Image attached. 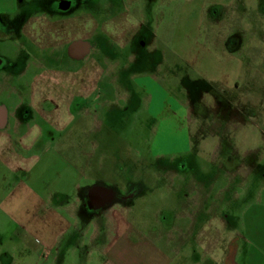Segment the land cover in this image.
Returning <instances> with one entry per match:
<instances>
[{"label": "rangeland", "instance_id": "rangeland-1", "mask_svg": "<svg viewBox=\"0 0 264 264\" xmlns=\"http://www.w3.org/2000/svg\"><path fill=\"white\" fill-rule=\"evenodd\" d=\"M79 1L84 5L78 13L89 14L88 4L91 9L95 5L93 0ZM124 1L153 29L148 51L143 57L139 55L140 60L112 44L113 76L101 79L95 93L96 101H102L106 94L110 109L105 112L112 113L111 117L106 115L100 134L91 135L88 141L83 128L89 126L80 124V140H65L62 149L57 147L60 161L51 156L45 164L43 159L29 174L10 176L0 165V189L3 178L11 181V218L24 227V222L34 224L35 216H44L30 188L45 191L47 196L57 189L74 199L79 181L85 185L100 176L107 182L128 183L138 178L149 183L145 182V193L130 209L121 211L122 215L125 212V228L148 234L163 257L179 255L174 264H199L204 257L215 264H264V0ZM211 6L223 16L217 22L206 12ZM238 17L242 24L236 28ZM0 55L11 58V43L0 42ZM98 63L101 68L102 62ZM79 77L87 84L86 74ZM216 97L223 101L220 106L215 104ZM0 101L6 104L5 99ZM76 101V105H86L82 97ZM105 112L99 115L104 117ZM184 130L186 150L176 135ZM94 141L99 147L93 149V162L103 169L96 177L91 157L83 156L92 150ZM55 144L53 140L52 147ZM45 145L46 140L39 151L43 152ZM183 159L188 160L191 171H180L178 164ZM222 162L227 171L239 169L237 181L235 173L218 169ZM149 170L159 179L156 185L147 175ZM7 192L2 191L3 197ZM235 195L238 201L234 202L230 198ZM221 201L230 206L221 208ZM168 211L175 216L171 229L162 228L158 219ZM219 211L233 219L229 236L238 238L228 240L231 248L222 246L225 217L212 224L207 220L208 212ZM46 223L47 233L32 237L30 252L22 254V247L16 252V264L54 261L56 222L47 214ZM207 226L216 230L214 238L218 239L217 247L220 245L212 253L199 247L202 228ZM17 240L7 233L0 250H12ZM174 245L180 250L173 249ZM36 246L47 247L49 255L39 259ZM5 258L6 254H0V264H6ZM141 262L152 264L149 259Z\"/></svg>", "mask_w": 264, "mask_h": 264}, {"label": "crops", "instance_id": "crops-1", "mask_svg": "<svg viewBox=\"0 0 264 264\" xmlns=\"http://www.w3.org/2000/svg\"><path fill=\"white\" fill-rule=\"evenodd\" d=\"M48 1L55 2L58 0H22L21 3L18 0H0L1 30L2 23L11 27V19L15 20L22 11L28 14L21 34L27 41V46L30 47L27 48L28 52L35 57L38 56L39 60L43 50L45 52L49 47L61 44L56 42L63 38L58 33V16H50L43 11ZM98 2L100 1H96L94 10L89 14L79 13L76 18L79 47L84 54L87 52V47L84 45L86 41H83L86 37L94 38L97 44H115L122 49L131 40L138 26L129 15V4L126 1L103 0ZM47 22L51 25L46 26ZM47 28H50L51 31L48 32ZM49 33L51 42L48 40ZM17 40L18 38L15 36L13 43L16 50L19 47L16 43ZM2 41L11 43V33L4 31L1 34L0 32V42ZM2 59L11 60V58L0 55V61ZM86 62L87 59L84 63ZM83 68L81 73L87 75V84L86 80L79 79L80 73L76 78L63 77L61 81L63 86L73 87L79 95L88 96L92 90L97 88L98 83L103 78L102 70L95 63L84 64ZM0 71V99H5L6 102L5 106L0 101V108L5 111V122L0 123V165L9 171L10 176L11 173L14 175L29 174L43 159H45V164L48 163L47 159L51 156H55L56 160H59L57 147L62 149L61 144L65 140L74 143L80 140L79 133L72 135L74 131L69 130L76 121L68 118L71 115L69 114L71 108L73 110L75 107L70 105L72 98L65 97L62 100L64 104L60 109L55 112H45L42 109V103L50 97L41 94L43 86H49L50 81L48 77H41L37 78L35 82L33 81V88L26 94L24 93L22 99L28 98L27 100L35 105L37 116L43 117L44 120H19L16 116V109L19 108L20 103H11V99L16 93L21 94L18 83L11 86V72L8 70ZM88 74L93 76H88ZM81 109L82 106H78L76 111L80 112ZM77 122L89 125L88 122L83 123V120L78 119ZM77 122L76 124H78ZM96 125L98 126L99 123ZM65 133L71 134L68 138L61 136ZM44 140H46L47 145L41 152L39 150ZM53 140H56V144L52 147ZM86 151L88 152L83 156H90L89 149ZM82 186L80 181L76 183V197L74 196V199L70 198L68 192H60L61 190L56 189L52 191V194L48 193L47 196L45 191L40 193L30 188L35 194L36 207L45 214L44 216H35L34 224L30 223V225L24 222L23 227L21 222L17 223L11 218L8 211L11 209V181L8 177L7 179L3 178L2 189H0V244H4L7 233L9 236L18 239L17 243L16 241L13 242L12 250L8 248L5 251L0 250V254H6V264H16L15 257L19 248H23L22 254L26 251L30 252L32 237L47 233V214H50L51 221L56 222L55 226L57 227L54 229L56 231L53 236L56 254L51 264H143L142 259H149L152 264H171L172 262L174 264L176 262L179 255L177 257L171 256V258L168 255L163 257L157 243L151 240L148 234L146 236L141 232L126 229L125 212H123V216L120 206H115L96 218L81 216L78 192ZM2 191H8L4 197ZM48 205L51 206L49 211L47 210ZM12 226L15 228L11 231ZM37 243H39L38 239ZM175 246L173 249L179 251L180 249ZM46 249L48 248L42 249L36 246L39 259L42 260L43 254L44 259L49 255ZM203 259V261L199 260L201 261L199 264L207 263L208 259L206 260L205 257ZM36 264L41 263L37 262ZM210 264L215 263L210 262Z\"/></svg>", "mask_w": 264, "mask_h": 264}, {"label": "flooded vegetation", "instance_id": "flooded-vegetation-1", "mask_svg": "<svg viewBox=\"0 0 264 264\" xmlns=\"http://www.w3.org/2000/svg\"><path fill=\"white\" fill-rule=\"evenodd\" d=\"M96 5L97 0H93ZM92 1V2H93ZM80 1L78 0H58V1H48L44 6V13H47V15L53 16L57 15L58 20V33L63 36L62 39L59 40L61 43L57 45H53L52 47H49L48 50L42 52L40 55V60L38 56L35 57V55H32L28 52L27 48V41L24 39L23 35L21 34V29H23V26L25 24L26 18L28 17V14L25 11H22L17 15V18L15 20L11 19V27L8 26V24H1L2 30L0 29L1 34L5 31L6 33H11V60L2 59L0 61V70H3V67L5 70H8L11 72V86H13L15 83H18L19 89L21 91V94L18 93L15 94L14 98L11 99V103H20L19 108L16 109V116L19 120H35L40 119L44 120L43 117L37 116L35 105L33 103H30L29 100L22 99L23 94L26 92H29L31 88H33L32 84L33 81L35 82L37 78L41 77H48L50 84L49 86H43L42 89V96L45 95L50 98L45 99L42 103V109L45 112H55L56 110L60 109L64 102L62 100L65 97H71L72 101L70 102L71 107H75L73 110L71 108V112L69 114V120H76L73 125L70 126L69 130L74 131L72 135H77L79 131V120H86L83 122H88L89 127H84L83 132L87 134L89 137L88 141L91 139V135L93 134H100L101 130L103 128V125L106 124V117H111V112H105V110L110 109V104H108L109 101H107L105 98L106 94H103L102 101H96V89L92 90L88 96L85 95H79L77 90H75L73 87H65L62 85L61 78L63 77H76L81 73V71L84 69V64L87 63H95L99 64L98 62H102V67L100 68L102 70V77H107L112 75V69H111V61L114 57V49L111 50V46L109 44H97L96 40L91 37H86V39H83L85 42V46L87 47V52L84 54L81 48L79 47V38H78V28H77V21L76 18L79 16V8H82L83 5L79 4ZM218 5V3H216ZM95 5H93V8L91 9V4H88V10L93 11L95 8ZM214 5V4H213ZM212 5V6H213ZM221 5V4H220ZM211 6V9H207L208 17L217 22L216 20L223 17L222 15L218 16L217 9H213ZM131 7V9H130ZM130 9V17L133 21L136 22L137 29L134 35L132 36L131 40L121 49L122 52H130L132 53L135 58L138 59L137 56L144 54V51H148L150 42L152 39H154V32L149 24V22L145 21L144 19L138 18L135 14L132 13L133 7L132 5H129ZM236 10V7H235ZM237 11V10H236ZM234 11V12H236ZM238 14V12H237ZM239 15V14H238ZM137 18V20H136ZM225 19V18H224ZM235 27L239 28L242 24L241 18L238 17L235 20ZM50 26L51 23L47 22L46 26ZM133 25V24H132ZM47 31L50 32L51 29L47 28ZM22 35V37H21ZM48 40L51 42L50 33L48 34ZM17 36V44L19 47L17 50L14 48L13 38ZM55 43V42H53ZM84 43V42H83ZM114 46V45H113ZM30 48V47H29ZM89 49V50H88ZM157 54V53H154ZM158 58H161V55L158 53ZM140 60L141 57L139 56ZM85 59H87V62L84 63ZM82 66V67H81ZM113 76V75H112ZM102 78V79H103ZM238 88V85L236 86ZM145 89V88H144ZM199 91V90H198ZM147 93V91H146ZM22 95V97H21ZM131 95V94H130ZM82 97L84 99V103L86 105H82L83 112L76 111V108L79 105H76L77 98ZM98 98L100 96L98 95ZM74 99V101H73ZM105 99V100H104ZM216 106H220L223 101H219L217 97L215 98ZM110 103V102H109ZM81 106V105H80ZM102 110V111H101ZM116 110V109H114ZM104 113V117L99 115L101 112ZM98 112H100L98 114ZM120 113V111L116 110V114ZM107 115V116H106ZM82 116V117H80ZM117 117V116H116ZM76 122L78 124H76ZM96 123H99L97 126ZM34 134V133H33ZM71 134V133H70ZM69 133L61 134V136H65V138L70 136ZM71 135V138H72ZM79 135V134H78ZM93 148L90 153L91 162L90 166L92 165L91 169L92 172L95 173V171H98L96 173L95 177L98 174H101L103 169L101 170L99 168V165L97 164V167L95 166L96 163L93 162V149L96 147H99V143L96 144V142H93ZM228 158L226 160L229 161ZM94 164V165H93ZM219 167L218 169L221 170V172H233L235 173V179L237 181V173H239V169L237 170H230L228 171L225 169V165ZM96 167V168H95ZM178 168L182 172L184 169L191 171V166L188 165V160L183 159L179 162ZM152 169V168H151ZM150 171V170H149ZM147 174L150 176V179L154 181V185L158 182V177H155L153 170L150 171ZM152 173V174H151ZM94 177V178H95ZM141 177V176H140ZM133 181H128L126 183L125 181H121L119 183L116 182H107L100 178H96L91 183L85 184L82 186L81 190L78 192V199L80 200V212L82 211L85 216L88 218H96L100 216L102 213L108 211L109 209L114 208L115 206H120L122 208V211H126L130 209L132 204L134 203L135 199L145 193V182L142 179L138 178H132ZM149 182H146L148 184ZM234 184H238L234 183ZM143 188V189H142ZM147 188V187H146ZM106 189H113V191L116 193L114 196L111 195L110 190L108 192ZM236 190V188H235ZM235 196H232L230 199L234 198V202L238 201V198ZM230 203H225V201H221V208L223 207H229ZM220 208V209H221ZM81 212V213H82ZM209 216L207 220L212 224L217 218L219 220H223L222 215L225 217V223L224 226V233L222 240V246L223 248H231V244L229 243V239L233 236H229L232 232L230 229V222L233 221V219L230 218L229 214H222L219 212H215L214 214H206ZM160 224H162V228H173V225L175 223V216L173 212L168 211L165 213H162L160 217H158ZM196 220V219H195ZM202 232L204 233L202 235V244L200 245V249H204V253L207 252H213L214 247L217 248L218 245V239H215L214 236L216 234V230L214 228L209 229V227H203ZM194 241H199L196 236H194ZM221 239V237H219ZM238 237L235 235L232 239L235 240ZM220 241V240H219ZM241 246V242L236 245L237 247ZM215 250V251H216ZM206 259V258H205ZM207 260V259H206ZM210 260V259H208ZM208 264H210V261H207Z\"/></svg>", "mask_w": 264, "mask_h": 264}, {"label": "clouds", "instance_id": "clouds-1", "mask_svg": "<svg viewBox=\"0 0 264 264\" xmlns=\"http://www.w3.org/2000/svg\"><path fill=\"white\" fill-rule=\"evenodd\" d=\"M177 137L182 139L183 141V147L185 148V150L187 149L188 145H187V132L186 130L182 131V132H178L176 133ZM155 151H160V147L159 144L157 142V144L155 145Z\"/></svg>", "mask_w": 264, "mask_h": 264}, {"label": "water", "instance_id": "water-1", "mask_svg": "<svg viewBox=\"0 0 264 264\" xmlns=\"http://www.w3.org/2000/svg\"><path fill=\"white\" fill-rule=\"evenodd\" d=\"M4 122H5V111L0 108V123H4ZM108 190H110L112 196H114L116 194L113 191V189H106L107 192H108Z\"/></svg>", "mask_w": 264, "mask_h": 264}]
</instances>
